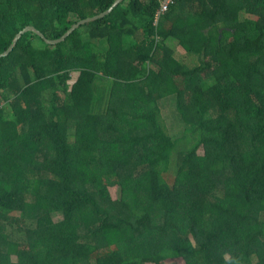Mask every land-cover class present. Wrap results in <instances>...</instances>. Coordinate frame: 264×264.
Segmentation results:
<instances>
[{
    "label": "trees",
    "instance_id": "1",
    "mask_svg": "<svg viewBox=\"0 0 264 264\" xmlns=\"http://www.w3.org/2000/svg\"><path fill=\"white\" fill-rule=\"evenodd\" d=\"M114 1L0 0V53ZM159 6L0 57V264H264V0Z\"/></svg>",
    "mask_w": 264,
    "mask_h": 264
},
{
    "label": "rangeland",
    "instance_id": "2",
    "mask_svg": "<svg viewBox=\"0 0 264 264\" xmlns=\"http://www.w3.org/2000/svg\"><path fill=\"white\" fill-rule=\"evenodd\" d=\"M177 46V43H174ZM174 46V45H173ZM176 57L185 65L191 67L198 63L199 55L187 53L183 48L178 45L176 48ZM160 100V107L162 111V117L166 123L167 129L172 136H180L183 132L182 122L177 114L176 107L172 100L168 99Z\"/></svg>",
    "mask_w": 264,
    "mask_h": 264
},
{
    "label": "water",
    "instance_id": "3",
    "mask_svg": "<svg viewBox=\"0 0 264 264\" xmlns=\"http://www.w3.org/2000/svg\"><path fill=\"white\" fill-rule=\"evenodd\" d=\"M120 1L122 0H115L112 5L107 8L106 10L94 15V16H89V17H86V18H83V19H80L78 20L77 22H75L61 37L57 38V39H47L44 34L38 30L35 26L33 25H27L26 27H24L22 30H20L16 35L15 37L13 38L11 44L9 45V47L3 51L2 53H0V57L1 56H5L7 55L10 51H12V49L14 48L17 40L21 37V35L25 32V31H28V30H32L34 31L37 35H39L41 38H43L47 43H57V42H60L62 40H64L75 28H77L79 25L87 22V21H90V20H93L97 17H101L105 14H107L108 12L111 11V9L116 6Z\"/></svg>",
    "mask_w": 264,
    "mask_h": 264
},
{
    "label": "built area",
    "instance_id": "4",
    "mask_svg": "<svg viewBox=\"0 0 264 264\" xmlns=\"http://www.w3.org/2000/svg\"><path fill=\"white\" fill-rule=\"evenodd\" d=\"M173 2V0H160V6L158 8V11L156 13L157 18L160 16V14L164 13L168 6Z\"/></svg>",
    "mask_w": 264,
    "mask_h": 264
},
{
    "label": "crops",
    "instance_id": "5",
    "mask_svg": "<svg viewBox=\"0 0 264 264\" xmlns=\"http://www.w3.org/2000/svg\"><path fill=\"white\" fill-rule=\"evenodd\" d=\"M156 17H157V16H156ZM156 17H155V19H156V20H155V22H157V21H158V18H156ZM177 46H178V45H177ZM177 46H174V47L176 48ZM175 50H176V49H175Z\"/></svg>",
    "mask_w": 264,
    "mask_h": 264
}]
</instances>
